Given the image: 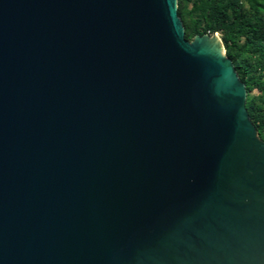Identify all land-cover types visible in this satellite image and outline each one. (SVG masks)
Here are the masks:
<instances>
[{
  "label": "water",
  "instance_id": "obj_1",
  "mask_svg": "<svg viewBox=\"0 0 264 264\" xmlns=\"http://www.w3.org/2000/svg\"><path fill=\"white\" fill-rule=\"evenodd\" d=\"M221 32L178 0H0V264H264V141Z\"/></svg>",
  "mask_w": 264,
  "mask_h": 264
},
{
  "label": "trees",
  "instance_id": "obj_2",
  "mask_svg": "<svg viewBox=\"0 0 264 264\" xmlns=\"http://www.w3.org/2000/svg\"><path fill=\"white\" fill-rule=\"evenodd\" d=\"M186 39L221 32L247 95V110L264 141V0H178Z\"/></svg>",
  "mask_w": 264,
  "mask_h": 264
}]
</instances>
